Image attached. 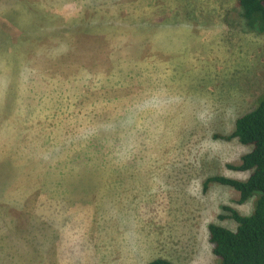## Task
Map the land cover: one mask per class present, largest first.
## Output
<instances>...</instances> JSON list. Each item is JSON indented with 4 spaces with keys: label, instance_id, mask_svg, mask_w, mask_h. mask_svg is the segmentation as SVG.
<instances>
[{
    "label": "rangeland",
    "instance_id": "1",
    "mask_svg": "<svg viewBox=\"0 0 264 264\" xmlns=\"http://www.w3.org/2000/svg\"><path fill=\"white\" fill-rule=\"evenodd\" d=\"M236 1L0 0V264L220 263L264 94Z\"/></svg>",
    "mask_w": 264,
    "mask_h": 264
},
{
    "label": "trees",
    "instance_id": "2",
    "mask_svg": "<svg viewBox=\"0 0 264 264\" xmlns=\"http://www.w3.org/2000/svg\"><path fill=\"white\" fill-rule=\"evenodd\" d=\"M236 5L246 25L264 33V0H237ZM261 97L255 107L237 118L234 131L226 136L237 137L241 143L251 146L241 157V163L229 165L235 170L250 172L248 178L241 180L216 175L209 179L234 187L240 193L241 203L257 195L250 214L225 207L238 223L236 229L217 223L208 225L209 241L213 253L220 258L219 264H264V94ZM146 264L175 263L158 257Z\"/></svg>",
    "mask_w": 264,
    "mask_h": 264
}]
</instances>
